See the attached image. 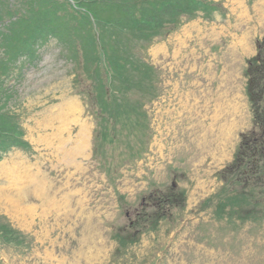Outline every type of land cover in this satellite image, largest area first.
Segmentation results:
<instances>
[{
	"label": "rangeland",
	"instance_id": "rangeland-1",
	"mask_svg": "<svg viewBox=\"0 0 264 264\" xmlns=\"http://www.w3.org/2000/svg\"><path fill=\"white\" fill-rule=\"evenodd\" d=\"M182 1L195 7L153 34H124L130 79L117 115L98 113L76 45L41 42L20 77L31 60H9L0 38V94L12 95L1 109L29 142L0 159V226L23 238H0V264H264V178L228 168L254 116L241 133L240 118L226 128L215 99L225 63L264 38V0ZM13 65L12 89L2 73ZM238 66L224 79L241 90ZM243 92L250 101L248 80ZM75 139L86 143L71 162L63 151Z\"/></svg>",
	"mask_w": 264,
	"mask_h": 264
},
{
	"label": "trees",
	"instance_id": "trees-1",
	"mask_svg": "<svg viewBox=\"0 0 264 264\" xmlns=\"http://www.w3.org/2000/svg\"><path fill=\"white\" fill-rule=\"evenodd\" d=\"M161 2L156 6L148 5L146 0H141L140 4L135 0H0V22L5 25V29H0L1 45L10 53L9 60H13L18 51L17 56L31 60H23L19 66H6L3 79L10 78L8 85L13 89L14 66L18 67L17 73L21 77L22 70L37 58L36 46L55 37L62 45L79 47L83 69L95 74L98 85L90 92H96L93 98L98 113L117 115L122 112L118 108L119 83L130 79L126 77L130 66L125 62V56H121L125 52L124 34L138 31L151 35L149 32L153 34L163 24L195 7L193 1ZM63 11L69 14L63 15ZM257 46L258 52L248 59L246 70L254 129L242 133L236 159L228 167L233 169L231 171L247 169L252 179L250 183L255 184L264 178V38L258 40ZM11 96L0 94L2 102L10 100ZM1 103L0 159L12 147H29L17 114L4 112ZM0 238L23 242L19 231L7 225L0 226Z\"/></svg>",
	"mask_w": 264,
	"mask_h": 264
},
{
	"label": "crops",
	"instance_id": "crops-1",
	"mask_svg": "<svg viewBox=\"0 0 264 264\" xmlns=\"http://www.w3.org/2000/svg\"><path fill=\"white\" fill-rule=\"evenodd\" d=\"M262 17L263 18H262L261 24L263 25L264 13L262 14ZM252 31L253 30H248L247 32L249 39L253 36ZM257 36L264 37V32L261 35H256L255 37ZM243 44L244 46H246L244 41H243ZM256 53H257V49L256 51L253 52V54L255 55ZM247 59L245 61L244 59H240L239 57L236 56L234 59L231 60L232 61L231 65L229 63H225V65L223 66V71L221 73L220 81H219V84L216 90V94L218 91H220V93H218L215 97V99L218 100L219 106L224 113V119L222 120L223 122H226L225 123L226 128H229L228 126L229 120H232L233 125L239 118L245 121L244 126H242L241 128H237V129H240V133L249 127V121H248L249 118H251L253 122V114L251 112L250 101L248 100L247 94H244L243 92L245 90V86H247V80H248L247 75H246ZM235 65H239L238 68L245 65V68L243 71V74L245 73V76H246L245 86L244 87L241 86L240 87L241 90H239V88H234V89L228 88L226 85V81L224 79L225 69L226 70L231 69ZM223 87H226V88H223ZM225 110H227L226 113L224 112Z\"/></svg>",
	"mask_w": 264,
	"mask_h": 264
},
{
	"label": "bare ground",
	"instance_id": "bare-ground-1",
	"mask_svg": "<svg viewBox=\"0 0 264 264\" xmlns=\"http://www.w3.org/2000/svg\"><path fill=\"white\" fill-rule=\"evenodd\" d=\"M60 129V128H59ZM62 131V130H61ZM61 133V132H60ZM64 142V141H63ZM67 142H69V145H68V148H66V149H64V151H63V155H64V158L66 159V160H68V161H71V162H73L74 161V158L76 159L77 158V154L79 153V152H81V153H83V151H84V147H85V140H80V141H78L77 139H75V140H68ZM63 144V143H62ZM66 144V143H65ZM65 144H63V145H65ZM61 145V144H60ZM62 145V146H63ZM67 146V145H66ZM58 148V147H57ZM62 148V147H61ZM60 151V150H59ZM80 153V154H81ZM59 154V153H58ZM57 154V155H58ZM58 158H59V156H58ZM79 158V157H78ZM61 162V161H60ZM63 162V161H62ZM61 162V163H62ZM62 165V164H61ZM34 181V180H33ZM32 184H35V182L34 183H32ZM67 188V187H66ZM69 189V188H68ZM71 189V188H70ZM55 192L57 193V195H62V192H63V190L61 189V188H59V189H55ZM58 199V198H57ZM59 200V199H58ZM9 202H13V199H10L9 200ZM12 206V205H11ZM17 208H19V207H17ZM57 209H60V210H62L60 207H58ZM61 213V212H60Z\"/></svg>",
	"mask_w": 264,
	"mask_h": 264
}]
</instances>
